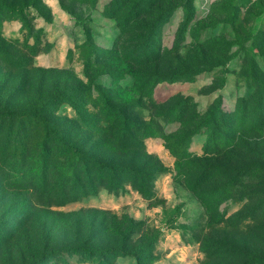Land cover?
<instances>
[{"label":"rangeland","instance_id":"374dc122","mask_svg":"<svg viewBox=\"0 0 264 264\" xmlns=\"http://www.w3.org/2000/svg\"><path fill=\"white\" fill-rule=\"evenodd\" d=\"M5 108L160 171L150 197L70 191L49 130L0 114V264H264V0H0Z\"/></svg>","mask_w":264,"mask_h":264},{"label":"trees","instance_id":"16d2710c","mask_svg":"<svg viewBox=\"0 0 264 264\" xmlns=\"http://www.w3.org/2000/svg\"><path fill=\"white\" fill-rule=\"evenodd\" d=\"M226 81V76L222 78V82ZM108 102V101H107ZM111 108L115 106L108 102ZM220 97L218 103L214 110L208 115V121L211 122L216 120V115L220 110ZM41 109L19 113L15 110L7 109L0 111V114L4 118H15L20 115L28 114L38 119V125H42L47 128L48 137L39 139V143H33L32 146L35 147V151L41 152L42 164L45 167H51L53 169H58V165L63 161L67 163V169L73 178L70 182H74L73 186L69 189L70 191L77 192V190H82L84 195L98 192L100 189L116 190L121 185L129 182L132 184L133 188L141 192L144 196H152L153 183L157 173L160 169L150 161H143L141 165L136 163H116L111 160H106L104 158H97L96 156L85 152L83 146L71 143L65 137L63 131L60 127L55 126L51 119L46 115V111H40ZM118 110V114L122 115L125 124L123 128H120L121 133L128 134L129 139L127 143L123 144L118 149L124 151H129L132 146H137L139 143L131 146L130 142L138 141V128L139 125L135 120L126 116L122 111ZM111 121V119H110ZM130 123V124H129ZM146 127V126H145ZM148 129V127H147ZM96 130V128H95ZM14 133V131H12ZM11 133V134H12ZM13 135V134H12ZM191 135V134H189ZM9 142L17 144L16 140L12 138ZM18 144L21 141H17ZM109 147H113L115 144L111 142L110 137H106V141ZM114 148V147H113ZM24 149V147H23ZM27 149V148H26ZM24 149L23 154L29 159V153ZM145 154H147L145 152ZM179 156L181 153H178ZM141 155L139 152L135 153V156ZM26 161H28L26 159ZM186 164V163H185ZM184 164V165H185ZM79 172V173H78ZM58 205L59 203H54ZM53 205V204H49ZM58 249L52 250L56 252ZM140 264V263H138Z\"/></svg>","mask_w":264,"mask_h":264}]
</instances>
